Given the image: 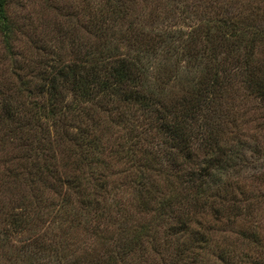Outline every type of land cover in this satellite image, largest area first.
I'll return each instance as SVG.
<instances>
[{
	"label": "rangeland",
	"instance_id": "1",
	"mask_svg": "<svg viewBox=\"0 0 264 264\" xmlns=\"http://www.w3.org/2000/svg\"><path fill=\"white\" fill-rule=\"evenodd\" d=\"M106 1L7 0L14 36L8 53L0 34V89L8 91L19 76L39 82L36 71L54 60L56 53L69 58L72 40L97 41L85 28L87 9L107 8ZM123 1L121 19L109 18L102 34L113 35L123 53L130 50L126 45L129 29L132 34L155 35V42L166 36L167 43L148 52L147 63L154 88L159 87L154 74L166 71L161 87L167 99L193 88L205 70V58L196 62L182 55V44L175 38L181 35L186 41L195 30L204 33L210 28L213 38L222 39L218 24L234 20L248 31L239 44L238 53H243L252 35L249 32L264 29V0ZM196 43V49L200 48ZM258 44L256 60L264 64V45ZM218 48L223 58L225 47ZM241 78L229 81L218 102L219 113H210L212 127L222 133L220 149L226 151V167L223 171L214 166L206 187L209 202L226 206L235 200L241 204L240 214L228 219L225 212L214 228L213 214H202L204 237L193 243L184 264H225L220 259L223 247L226 264H264V97L253 95ZM24 98L29 97L23 95L19 100ZM104 112L84 119L83 125L97 121L91 131L99 148L92 159H82L73 141L59 140L50 122L37 129L36 137L28 128L19 130L16 137L1 132L0 264H182L174 256L178 246L191 242L189 237L174 225L172 214L155 209L154 201L145 209L137 202L143 183L159 188L153 198L167 195L172 185L177 191L181 188L176 177L180 171L171 173L168 167L165 153L170 148L155 131L137 132L148 143L135 149L147 147L151 157L156 151L161 157L151 159L150 171L142 170L138 165L141 153L136 151L132 159L125 155L129 126L138 121L117 123L111 121L114 118L108 110ZM30 145L36 149L32 153L27 148ZM200 157L196 155L194 165ZM155 166L163 167L162 173ZM16 217L17 226L12 224ZM38 242L47 248L39 249ZM124 250L128 253L118 257Z\"/></svg>",
	"mask_w": 264,
	"mask_h": 264
},
{
	"label": "trees",
	"instance_id": "2",
	"mask_svg": "<svg viewBox=\"0 0 264 264\" xmlns=\"http://www.w3.org/2000/svg\"><path fill=\"white\" fill-rule=\"evenodd\" d=\"M6 4L7 0H0V34L9 53L14 24L7 14ZM106 4L107 8L100 6L94 10L87 9L89 16L85 28L97 41L72 40L67 51L69 58L56 53L54 60L46 62L36 71L39 82L33 83L31 79L19 76L16 83L10 84L8 91L0 89V135L4 131L5 134L16 137L19 130L28 128L36 137L37 129L42 130L45 122H50L57 130L59 140L65 137L64 141H73L82 159H92V154L99 148L94 132L91 131L97 121L91 120L92 125H83L84 119H92L95 114L101 116L108 110L112 115L110 118H114L111 121H138L132 128L129 126L126 139L130 143L125 155L132 159L136 158L135 146L140 144L142 147L148 143L146 136L139 133L155 131L156 136L162 137V143L165 142L170 148L165 153L169 161L168 167L171 173L180 171L181 176H175L179 177L181 188L177 191L172 185L167 195L164 196L163 193L161 197L153 198L159 188L156 189L153 183L150 185L152 187L143 183L137 194V202L140 208L145 209L154 201L155 209L162 214H172L174 225L180 227L186 233L185 236L189 237V241L191 240L188 244L178 246L174 256V261L184 264L186 253L192 251L193 243L200 242L204 237L202 214H213L211 228H214L225 212L228 219L236 218L240 214L241 204L235 200L226 202V206L223 203L222 206V203L217 204L214 200L209 202L207 199L209 195L206 187L208 179L213 175L214 166L219 165L218 168L223 171L226 167V151L220 149V144H224L222 133L212 127L213 115L210 116V113H219L218 102L222 99L227 84L239 76L247 83V88L253 95L264 97V64L262 60H256L257 48L260 46L258 43L264 45V29L255 28L249 32L252 35H249V44L243 53H238L239 44L248 31L238 26L234 20L218 24L222 39L213 38L210 28L205 29L204 33L195 30L186 41L181 35L175 38L177 43L179 41L182 44V55L191 56L196 62H202L205 58V70L193 88L167 99L163 94L165 89L161 87L162 81L166 82L165 78H161L166 71L160 70L154 74L159 81V87L154 88L151 86L153 83L147 63L148 52H155L157 47L167 43V37L158 38L155 42V35L132 34L129 29V42L126 45L130 50L121 52L113 35L111 37L102 34V25L109 18L121 19L125 3L123 0H107ZM226 31L232 38L230 42L229 37L226 38ZM172 40L174 39H168L170 43ZM196 41L200 43V48L196 49ZM220 45L225 47L223 58L219 56ZM226 54L231 58L226 57ZM23 95L29 98L19 100ZM136 126L140 127L139 131H136ZM7 130L10 132H6ZM196 143L199 146L196 147ZM27 148L30 153L36 150L33 145ZM142 148L137 151L142 154L138 165L142 170L150 171L151 161L161 157L157 151L154 152L156 156L151 157L149 149ZM196 155H200L201 159L194 165ZM155 168L158 173H162L163 167ZM99 187L103 188V183ZM17 219L18 217L13 218L12 224ZM36 245L42 250L47 248L44 243L38 242ZM127 250L118 253V257L123 258L128 253ZM220 259L226 264V247L220 249Z\"/></svg>",
	"mask_w": 264,
	"mask_h": 264
}]
</instances>
